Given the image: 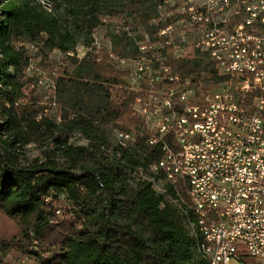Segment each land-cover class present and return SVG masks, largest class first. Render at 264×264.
I'll use <instances>...</instances> for the list:
<instances>
[{"label":"trees","instance_id":"1","mask_svg":"<svg viewBox=\"0 0 264 264\" xmlns=\"http://www.w3.org/2000/svg\"><path fill=\"white\" fill-rule=\"evenodd\" d=\"M166 1L0 0V213L15 224L12 234H0V264L11 249L36 264H206L189 228L186 187H153L159 147L133 113L139 94L123 80L128 73L112 66L138 58L139 46L126 33L111 38L110 51L93 43L107 18L131 19L143 30L140 42L159 44L167 23L157 8ZM22 43L65 56L50 86L58 124L18 103L28 65L24 49L15 48ZM80 44L82 57L72 53ZM164 53L165 66L182 80H227L197 52L183 60ZM119 131L133 132L134 144L118 143ZM73 134L87 144H71ZM48 137L52 148L24 162L23 146ZM62 199L71 209L58 220Z\"/></svg>","mask_w":264,"mask_h":264},{"label":"built area","instance_id":"2","mask_svg":"<svg viewBox=\"0 0 264 264\" xmlns=\"http://www.w3.org/2000/svg\"><path fill=\"white\" fill-rule=\"evenodd\" d=\"M171 1L161 42L145 39L138 58L117 60L134 67L133 113L168 181L186 187L214 264H264V0ZM189 47L227 80L173 75L164 52L189 59ZM119 133L134 144L133 132Z\"/></svg>","mask_w":264,"mask_h":264},{"label":"rangeland","instance_id":"3","mask_svg":"<svg viewBox=\"0 0 264 264\" xmlns=\"http://www.w3.org/2000/svg\"><path fill=\"white\" fill-rule=\"evenodd\" d=\"M178 1H171L165 3L164 6L157 8L160 14L169 13V9L173 8ZM43 4V3H42ZM45 5V4H43ZM169 13L168 16H172ZM165 18V17H164ZM160 17L161 21L164 19ZM126 33L130 36L134 42L138 45L140 39L143 37V30L140 26L134 23L131 19L126 21L107 19L105 18L104 26L96 29L93 35V43L97 48L105 51L112 49L111 38L117 34ZM16 49L23 48L26 56L28 57V65L23 72L24 83V96L19 100V104L27 105L32 104L38 110L40 109L41 115L51 118L55 124L59 123L57 116V106L53 103V94L50 89L53 80L57 74L58 68L61 66V60L65 59V56L57 51L47 52L41 44H16ZM86 52V49L82 44L78 45L77 48L72 52L78 57H82ZM186 53L188 56L194 54V50L190 47L187 48ZM118 59L112 61L114 70L120 72H127V76L123 77V80L127 83L132 81V71L134 67L132 64L121 65ZM68 67V64L64 65ZM204 82H202L203 84ZM39 119V117H38ZM69 142L76 146H84L87 142L80 137L79 134H73L70 136ZM52 143L49 137L45 140H39L37 142L29 143L23 146L20 150L24 162H32L35 158H42V151L52 148ZM167 185L163 181L155 182L153 187L158 192L162 193L164 186ZM71 208L68 206L66 200L62 199L55 207V215L58 220L66 218L65 214L69 212ZM67 219V218H66ZM15 230L14 222L7 221L0 213V234L10 235ZM3 264H36L35 260L31 257L22 256L19 252L11 249L7 254L1 256Z\"/></svg>","mask_w":264,"mask_h":264},{"label":"bare ground","instance_id":"4","mask_svg":"<svg viewBox=\"0 0 264 264\" xmlns=\"http://www.w3.org/2000/svg\"><path fill=\"white\" fill-rule=\"evenodd\" d=\"M114 136H115V140L118 143H120L122 146L131 145V143H129L128 134L116 132ZM151 173H154L155 175L158 176L157 179H154V177L153 179H151L153 185L155 184V182L163 181L167 185L176 188L177 185H175V183H172L171 181H168V179L166 178V168L163 163L156 162L154 165H152ZM157 176H155V178ZM188 202L192 216V222L190 223L189 228L191 229L195 237L198 239L197 251L205 259L206 264H214V258L211 255V249L208 245V235L206 233L205 223L202 222L199 212L196 210L194 206H192V203L190 202L189 198H188Z\"/></svg>","mask_w":264,"mask_h":264}]
</instances>
